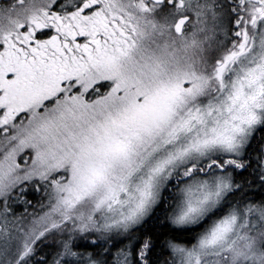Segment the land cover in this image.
I'll list each match as a JSON object with an SVG mask.
<instances>
[{
    "label": "snow or ice",
    "instance_id": "1",
    "mask_svg": "<svg viewBox=\"0 0 264 264\" xmlns=\"http://www.w3.org/2000/svg\"><path fill=\"white\" fill-rule=\"evenodd\" d=\"M0 264H264V0H0Z\"/></svg>",
    "mask_w": 264,
    "mask_h": 264
}]
</instances>
